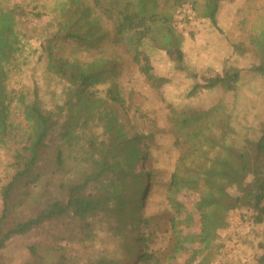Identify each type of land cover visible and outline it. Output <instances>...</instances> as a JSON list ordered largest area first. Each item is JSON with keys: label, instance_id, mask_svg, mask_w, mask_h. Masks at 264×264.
<instances>
[{"label": "trees", "instance_id": "1", "mask_svg": "<svg viewBox=\"0 0 264 264\" xmlns=\"http://www.w3.org/2000/svg\"><path fill=\"white\" fill-rule=\"evenodd\" d=\"M228 1L63 0L57 4L62 18L58 30L40 42L39 49L49 51L59 37L85 48L106 41L122 45L147 83L159 89L168 81L153 74L144 44L164 51L182 69L183 40L173 27L176 11L188 3L218 30L220 6ZM39 8L34 0L35 18L45 15ZM22 15L17 4L0 7V148L16 146L13 173L0 187V253L13 237L52 222L67 223V245L93 243L105 220V231L116 247L91 264H175L182 251L176 216L143 214L152 177L143 165L148 134L135 129L119 87L109 84L104 97L95 91L116 74V66L100 56L87 63L50 60L48 69L65 87L62 102L49 108L36 85L11 88L10 79L37 53L21 27ZM253 47L250 51L258 60ZM234 48L238 54L245 51ZM248 70L264 77V65L255 58ZM240 78L235 67L226 66L222 74L195 84L190 95L219 88L235 92ZM177 128L185 150L170 175L167 203L176 213L178 197L192 200L188 228L196 227L192 236L198 245L182 264H212L221 250L218 233L227 228L232 211L245 208L252 212L253 225L264 224V120L254 140L237 141L232 116L219 102L208 111L184 114ZM167 224L169 243L159 255L151 245ZM50 250L55 254L52 264L76 263L69 251ZM258 262L264 264V249Z\"/></svg>", "mask_w": 264, "mask_h": 264}, {"label": "rangeland", "instance_id": "2", "mask_svg": "<svg viewBox=\"0 0 264 264\" xmlns=\"http://www.w3.org/2000/svg\"><path fill=\"white\" fill-rule=\"evenodd\" d=\"M37 1L40 12L45 14L40 18H35L34 0H0L1 8H12L17 4L23 9L21 27L30 39V47L37 50L29 65L10 79L9 86L31 89L36 85L49 108L62 102L64 96L60 93L65 87L64 82L48 69L50 60L51 63H60L61 60L87 63L100 56L116 66V74L97 86L95 91L99 97H104L109 84L119 87L126 104L131 107L130 117L135 129L148 134V158L143 165L152 177L143 214L152 216L164 212L176 216L182 251L175 264H182L198 245L192 236L196 227L188 228L192 200L182 202V198L178 197L176 213L167 203L170 175L177 158L185 150L181 148L182 137L177 128L179 118L186 113L208 111L222 102L232 116L236 140L244 137L254 140L257 137L264 120V77L256 78L248 69L253 65L254 58L257 64L264 65V0L223 2L217 17L218 30L201 19L190 4H183L174 14L173 27L182 36L184 67H177L171 57L150 43L146 42L142 48L149 57L153 74L168 81L159 89L147 83L122 45L114 46L106 41L98 48H85L59 37L50 43L49 51L41 52L39 43L52 38L58 30L57 23L62 21L57 4L63 0ZM235 45L243 48L244 53L238 54ZM253 46L258 49V60L250 51ZM226 66H233L240 73L235 92L219 88L190 95L195 84H204V79L222 74ZM15 147L7 143L0 148V187L13 173L10 163ZM1 209L0 199V212ZM251 214L245 208L229 214L227 228L218 233L217 243L221 244V250L212 264H260L258 259L264 249V224L253 225L249 218ZM104 221L97 227L95 241L82 245L77 241L67 245L63 240L66 238L67 223H43L24 235L10 239L0 253V264H52L54 260L51 256L55 254L50 249L54 247L59 251L65 250V253L69 251L76 257L75 264H91L97 256L106 252L110 254L116 247L115 240L105 231L107 223ZM169 228L170 225H164L162 229L166 232L158 233L151 245L154 250H160L159 255L169 243ZM161 264H167V261L162 260Z\"/></svg>", "mask_w": 264, "mask_h": 264}]
</instances>
